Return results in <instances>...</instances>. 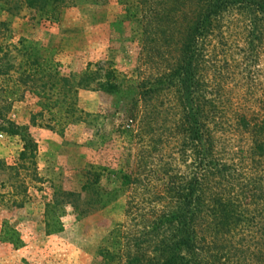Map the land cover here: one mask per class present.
I'll return each mask as SVG.
<instances>
[{
    "label": "rangeland",
    "instance_id": "1",
    "mask_svg": "<svg viewBox=\"0 0 264 264\" xmlns=\"http://www.w3.org/2000/svg\"><path fill=\"white\" fill-rule=\"evenodd\" d=\"M139 1L65 0L54 19L25 0H0V114L18 126L0 130V264L138 256V236L166 203L160 183L198 161L180 147L184 105L210 134L212 158L235 170L243 233L264 225V18L224 11L195 43L189 92L174 73V15L156 21L163 1ZM35 55L49 71L24 78L19 65ZM108 70L121 92L99 86ZM85 73L93 78L78 87ZM60 75L72 87L73 115L53 105L63 98ZM42 89L48 97L34 93ZM45 213L61 232L46 234Z\"/></svg>",
    "mask_w": 264,
    "mask_h": 264
},
{
    "label": "trees",
    "instance_id": "2",
    "mask_svg": "<svg viewBox=\"0 0 264 264\" xmlns=\"http://www.w3.org/2000/svg\"><path fill=\"white\" fill-rule=\"evenodd\" d=\"M146 1L141 0L138 5L143 7ZM161 1L164 5L163 11L160 13L154 10L156 12L152 18L159 21L163 19L166 11L174 15L171 19L175 29L169 34V39L178 41L175 47L178 50L175 59L177 67L174 73L180 84L179 90L182 91L185 89L190 92L191 89L190 76L195 43L209 32L214 21L218 20L224 11L237 8L251 13L255 19L264 18V0ZM25 3L29 7L45 9L47 18L57 19L58 8L66 2L25 0ZM19 66V72L24 73V78H35L38 75L42 77L49 71L44 70L36 55ZM111 73L110 70L107 71V79L99 82V86L105 90L121 92L120 85L109 80ZM92 78V74L85 73L80 77L78 87H88L89 79ZM61 81L63 98L59 100L57 96L53 105L61 106L67 114L73 115L76 112L75 101L72 98L70 101L67 99L72 87L65 86L68 82L65 76H61ZM48 83L49 80H46L44 85ZM54 85L55 83H51L49 87L54 88ZM34 93L39 97L49 96L46 89ZM140 93L138 91V95ZM136 98V95L130 97V106H134ZM179 98L184 104V95L180 94ZM183 109L185 111L181 116L180 126L185 139L180 147L185 152L189 146L198 154V161L193 162L195 167L190 174L172 173L162 180L158 195L161 199H166L165 206L156 210L154 217L149 220V230L147 227L143 228L142 235L138 236V256L130 257L126 264H264V225L255 228L250 234L243 233L240 223L247 221V216H244L247 212L238 205V201L235 202L231 198L236 182L235 170L228 164L212 158L210 134L201 130L193 110L186 111L185 105ZM127 117H133L131 111ZM0 130L16 134L18 126L0 114ZM239 185L244 187L243 184ZM245 193L243 192V197L247 200L250 195ZM46 214V234L61 232L62 222L56 216ZM148 234L153 237L142 238Z\"/></svg>",
    "mask_w": 264,
    "mask_h": 264
}]
</instances>
